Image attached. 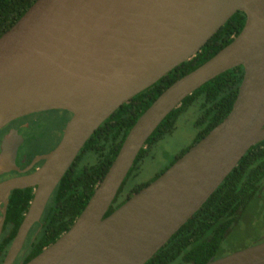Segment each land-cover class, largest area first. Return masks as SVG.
<instances>
[{
	"label": "water",
	"instance_id": "95a60500",
	"mask_svg": "<svg viewBox=\"0 0 264 264\" xmlns=\"http://www.w3.org/2000/svg\"><path fill=\"white\" fill-rule=\"evenodd\" d=\"M237 35L176 79L127 132L72 225L19 264H144L189 219L253 144L264 140V0H35L0 35V129L50 109L70 112L57 144L32 159L34 171L0 181V233L10 192L32 198L1 264H12L55 186L84 143L123 103L193 57L234 14ZM241 65L227 115L151 182L105 215L138 152L182 100ZM22 136L6 134L0 174L15 163ZM204 264H264V240Z\"/></svg>",
	"mask_w": 264,
	"mask_h": 264
},
{
	"label": "trees",
	"instance_id": "16d2710c",
	"mask_svg": "<svg viewBox=\"0 0 264 264\" xmlns=\"http://www.w3.org/2000/svg\"><path fill=\"white\" fill-rule=\"evenodd\" d=\"M34 1L0 0V35L18 20ZM244 21L245 14L236 11L193 57L134 95L99 125L51 193L40 222L35 223L25 241L26 254L23 263L38 254L72 225L110 166L130 127L152 101L176 79L202 64L229 43L239 33ZM243 72V67L238 65L218 74L187 95L180 105L159 123L138 152L105 215L121 205L133 192L159 176L227 115L236 97ZM52 110L60 111L57 115L60 123L58 141L70 112ZM181 115L193 118L196 133L191 143L170 156L148 180L127 184L137 175L146 157L154 155V152H150L154 146L173 132ZM34 116L37 120L41 118L37 114ZM51 120L55 122V118ZM263 181L264 140H261L247 149L198 210L144 264H204L211 258L226 255L222 250V243L246 204L260 192ZM32 191V187H26L10 192L4 229L0 237V264L26 212ZM38 226V232L31 239ZM263 240L264 238L255 243Z\"/></svg>",
	"mask_w": 264,
	"mask_h": 264
},
{
	"label": "rangeland",
	"instance_id": "374dc122",
	"mask_svg": "<svg viewBox=\"0 0 264 264\" xmlns=\"http://www.w3.org/2000/svg\"><path fill=\"white\" fill-rule=\"evenodd\" d=\"M60 111L50 110L43 115L44 119L48 120V123L53 126V129L60 125L57 115ZM185 115V114H184ZM181 115L176 123V127L172 133L166 135L161 139L154 148L150 151L154 152V155L146 157L144 163L140 165V170L137 175L134 176L130 182L140 183L148 180L158 169L167 162L170 156L178 152L182 147L188 145L193 140L196 128L193 124V118ZM52 118H55V124H52ZM49 125V127H51ZM40 129V127H38ZM37 130V126H30L27 129H22V133L25 136H31L33 132ZM56 136L51 137V134L46 133L39 137L38 147H49L57 141ZM30 147L27 145L23 147V150L29 151ZM130 186V185H128ZM264 238V181L262 188L256 197L252 198L244 207L240 213L236 222L232 225L228 235L225 237L222 243V250L224 253H230L232 251L247 247L257 240Z\"/></svg>",
	"mask_w": 264,
	"mask_h": 264
},
{
	"label": "flooded vegetation",
	"instance_id": "af4514ba",
	"mask_svg": "<svg viewBox=\"0 0 264 264\" xmlns=\"http://www.w3.org/2000/svg\"><path fill=\"white\" fill-rule=\"evenodd\" d=\"M50 110H52V109H50ZM50 110L34 112V113H30V114L18 117L14 120H11L10 122H8L5 126H3L0 129V146H1V143H2L4 136L6 134H8L9 132H11L12 130H15L18 134H20L22 136V142L18 146V149L16 152V158H15V163L17 166H19L20 171L11 170L9 172H4L3 174H0V181L7 179V178H10V177L27 174V173L34 171L37 167L41 166V164L43 163L42 159L36 161L27 170H23V169H25L30 164V162L32 161V159L34 157L47 153L49 150H51L57 144L58 141L54 142L52 144V146H49V147H44V146L38 147V146H36V144L38 143L39 137L42 136L43 134L45 135L46 133H49V134H51V137H54V136L58 137L60 135L59 134L60 131H58L57 128L53 129V126L50 125V123H48V120L44 119V117H43V115L46 114V112H50ZM35 114H37L41 118H38V120H37V118L34 116ZM69 117L70 116H68V119H69ZM67 120H66V122H67ZM52 124H53V122H52ZM34 125L37 126V130L35 132L31 133L32 134L31 136H29V135L25 136L22 133V129H27L30 126H34ZM49 125L51 127H49ZM38 127H40V129H38ZM59 139H60V137H59ZM27 145L30 147V149H29V151H26V150L24 151L23 147H26ZM1 205H2V203H0V206ZM4 221H5V219H4ZM39 222H35V223H39ZM35 223L29 229V231L26 235V238L23 242V245H22L19 253L15 257L12 264H19L20 261L23 263V259H24V256L26 254L25 253V251H26L25 241L28 238L29 234H31L32 228L34 227ZM39 228H40V226H38V228H36V230L33 231L32 235H31V239L34 238V236H35L36 232H38ZM3 229H4V222H3L2 231L0 233V237H1V234L3 232ZM8 247H7V249H8ZM6 252H7V250H6Z\"/></svg>",
	"mask_w": 264,
	"mask_h": 264
}]
</instances>
